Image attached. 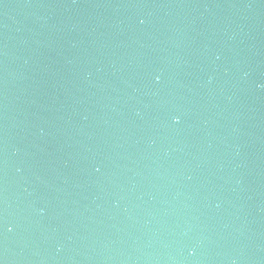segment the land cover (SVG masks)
<instances>
[{
    "label": "water",
    "instance_id": "95a60500",
    "mask_svg": "<svg viewBox=\"0 0 264 264\" xmlns=\"http://www.w3.org/2000/svg\"><path fill=\"white\" fill-rule=\"evenodd\" d=\"M0 264H264V0H0Z\"/></svg>",
    "mask_w": 264,
    "mask_h": 264
}]
</instances>
